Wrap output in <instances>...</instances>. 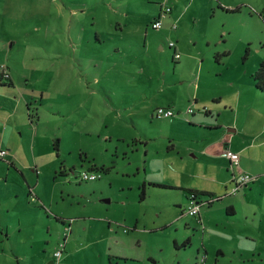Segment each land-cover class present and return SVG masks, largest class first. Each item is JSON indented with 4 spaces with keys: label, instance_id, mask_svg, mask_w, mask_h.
<instances>
[{
    "label": "rangeland",
    "instance_id": "obj_1",
    "mask_svg": "<svg viewBox=\"0 0 264 264\" xmlns=\"http://www.w3.org/2000/svg\"><path fill=\"white\" fill-rule=\"evenodd\" d=\"M242 1L0 0V68L15 84L0 86V101L24 118L34 148L18 133L16 158L44 191L31 200L0 159V264H264V88L253 74L264 0L221 6ZM163 102L173 114L154 113ZM232 127L257 144L240 171L208 154ZM91 165L98 175L82 178ZM245 171L254 178L225 188ZM185 184L221 194L200 203L201 220L179 206Z\"/></svg>",
    "mask_w": 264,
    "mask_h": 264
},
{
    "label": "crops",
    "instance_id": "obj_2",
    "mask_svg": "<svg viewBox=\"0 0 264 264\" xmlns=\"http://www.w3.org/2000/svg\"><path fill=\"white\" fill-rule=\"evenodd\" d=\"M246 1L247 2H245V1H242V2H245V3H248V1L251 2L250 0H246ZM242 2H240V3H242ZM159 9H160V7H158L156 9V11H155V13L153 14L152 17H154L155 15H157L159 13ZM168 12H166V13H168ZM172 25H173V23H172ZM173 26H177V23H176V25H173ZM175 46H176V48H178V43H175ZM180 56H181V53H180ZM180 56L177 59H179ZM215 57L219 58L217 56H215ZM200 76H201V72H200ZM10 79L12 81V84L0 83V86L1 87L8 86V87L14 88L15 84H14V79L12 77L11 72H10ZM3 80H6V79H3ZM216 97H218V95H216ZM206 98H207L206 96L201 98L204 103L207 102ZM219 99L220 98L213 97V100H219ZM7 101H8V104L5 105V106H3L2 102L0 101V106L1 107L3 106L5 108L2 111H0V147H6L8 149V151L3 156H0V159L8 160L10 165L14 166V168L16 169V170L14 169L16 174L18 176H20V174H19V172H20L23 175V177L26 179V183H24V181H22L23 182L22 188L24 189L26 194L29 195V198L31 200H39V199L42 198V196H44V191H41L40 187L38 185V177L40 176V173L37 174L36 181L31 183V180L28 177V174L23 170L24 169V164L26 165L27 162L25 160H21L22 164H20L17 161V158H16V155H18V152L20 151L19 150V147H20L19 143L21 142V139H20L18 133H23L24 134V138H25L24 142H26V148L28 150H29V148H34V145L30 144L29 137H26V135H25L26 131H25V128L23 126L24 118L22 117V119H19L18 115H20V114L17 113L16 110L11 107V105H13L12 100L10 99V100H7ZM163 103L170 104L171 102H163ZM157 104L159 105V103H157ZM203 106L205 107V105H203ZM204 109H206V107ZM15 119H16V122H15ZM32 120L33 119H31V121ZM218 123H220L222 126L224 125V122H223L222 119H220ZM18 125L20 126V131L19 132L17 131ZM231 129H235L234 130V134L233 133H229L228 135H226V133H225V134H223L222 136L219 137V139L221 140V144L219 145V150H218L217 154H214L213 150H211L210 153H208V154L210 156H212V155L225 156L229 160L230 165L231 166L232 165L236 166V169H238V171H240V170L244 169V168H242L243 166H241L242 164L244 166H249V165H247L246 162L244 163L240 156H239V163L238 164H233L231 159L222 152L223 151V146L224 147L229 146L230 148L239 151V154H241V153H245V151H247L248 146L257 145V144H255V142L253 141L252 138L249 139V140H246V139L242 138V136L241 137L240 136L237 137L235 135L236 134L235 132L237 131V129L233 128V127ZM261 142H264V139H262ZM257 143H260V142H257ZM252 152H255L254 149L252 150ZM34 155H36L35 150H34ZM253 155H255V153ZM253 160H254V158H253ZM34 165H35V168H36V170L38 172L39 171L42 172V170L39 169L40 167L38 168L37 162ZM94 166L97 167L96 165H91V166H88L87 168H93ZM227 168H229V166H227ZM9 170H10V168H9ZM6 175H8V173L5 174V177H6ZM235 176H236L235 174H230V177H227V175L223 177V180L225 181V188H227L229 181H232L231 184L233 183V179L232 178L235 177ZM5 179H6L7 186L8 187L11 186V183H8L7 177ZM13 180H14V183L17 182V178L16 177H14ZM157 182H160L161 184H158V185H162V186H171V187L180 186L179 184H173V183L168 182V181H165V182L157 181ZM184 187L186 189H187V187H193V188H196L197 190H200V191L202 190V192H205V193L206 192L207 193L210 192V193H213L215 195L220 194V193H218L216 191L215 188L209 187L207 184H203L202 186L197 185V184L196 185L185 184ZM31 191H33L35 193V196H36L35 198H31ZM202 192L200 194H198V196L200 198L206 197V194L202 193ZM188 193H189V191L187 190V194H186L187 198H188ZM233 203L234 202H231V204L226 205V210H227V207L228 208L230 207V211H233L231 213H234L235 209H236L235 204H233ZM179 206H181L182 208L184 207L182 204H180ZM200 217H201V213H200ZM53 254H54V252H53ZM54 256H55V254H54Z\"/></svg>",
    "mask_w": 264,
    "mask_h": 264
},
{
    "label": "built area",
    "instance_id": "obj_3",
    "mask_svg": "<svg viewBox=\"0 0 264 264\" xmlns=\"http://www.w3.org/2000/svg\"><path fill=\"white\" fill-rule=\"evenodd\" d=\"M170 4H168L167 2H164L161 6V10L159 11V13L155 16V18L152 21L153 26H159L162 24V16L170 9ZM173 25H176V22H173ZM168 44L171 46H174L173 48V55L174 57H179L180 56V51L175 47V41L170 39L168 41ZM4 74H8V69L7 68H0ZM188 110H192L191 107L188 108ZM154 113L157 116L160 115H171L173 114V109L169 106V105H157L154 109ZM8 149L6 147H0V156H3L5 153H7ZM225 155H227L233 164H238L239 163V151L234 150L228 146L225 147V149H223L222 151ZM99 172H96L95 170H93V168H82L79 172L80 176L82 178L85 179H91V178H95L98 175ZM254 178V175L251 172L245 171L244 173L240 174L239 176H235L233 177V183L230 187L231 191H236L239 186L243 183H246L247 181H249L250 179ZM35 193L33 191H31V198H35ZM204 198H199L197 193H193V192H189L188 193V204L185 207L184 206V211L187 213H192L195 214L199 211L200 208V203L204 202L203 201ZM63 242V241H62ZM61 242V244H63ZM62 249L60 248H56L54 250V254L60 255L61 254Z\"/></svg>",
    "mask_w": 264,
    "mask_h": 264
},
{
    "label": "trees",
    "instance_id": "obj_4",
    "mask_svg": "<svg viewBox=\"0 0 264 264\" xmlns=\"http://www.w3.org/2000/svg\"><path fill=\"white\" fill-rule=\"evenodd\" d=\"M242 3H245V2H242ZM242 3H237L234 6H224V5H221L220 3H219V5H221V6L225 7V8H228V9H240L242 7ZM245 4H247V3H245ZM161 6L162 5L159 6L160 7L159 11L161 10ZM170 10H171V7H170V9L168 11H170ZM258 13L261 16L264 17V7H262L260 10H258ZM155 16L150 19L151 20V23H152L153 19L155 18ZM169 46H171V45H169ZM173 48H174V46H173ZM173 57H174V55H173ZM174 58H178V57H174ZM253 74H254L255 80L257 81L256 82V86H258L260 88H264V59H261L259 61L258 67L254 71ZM3 79H6V80H3ZM0 83L12 84V81L10 79V72L9 71H8V74H4V72L0 69ZM167 105H169V104H167ZM190 111H192V110H190ZM58 143H59V138H58V136H56L55 137V140L53 142L54 148H58ZM101 167H103V166H101ZM154 183L161 184L160 182H157V181L154 182ZM187 190L189 192H193V193H197V194H200L202 192V190L200 191V190H197L196 188H193V187H187ZM144 191H145V186H144V183H142L141 184V192H140V196L141 197L144 196ZM202 193H205V192H202ZM205 194H206V197H204L203 201L206 202V203H211L212 200L217 199V198H220V196H221L220 194L215 195V194L210 193V192L209 193L206 192ZM226 211L229 212V213L233 212V211H230V207L229 208L227 207V210ZM197 215H198L199 220H201V217H200V209H199Z\"/></svg>",
    "mask_w": 264,
    "mask_h": 264
},
{
    "label": "water",
    "instance_id": "obj_5",
    "mask_svg": "<svg viewBox=\"0 0 264 264\" xmlns=\"http://www.w3.org/2000/svg\"><path fill=\"white\" fill-rule=\"evenodd\" d=\"M53 262V259H50L49 261H48V263H52Z\"/></svg>",
    "mask_w": 264,
    "mask_h": 264
},
{
    "label": "flooded vegetation",
    "instance_id": "obj_6",
    "mask_svg": "<svg viewBox=\"0 0 264 264\" xmlns=\"http://www.w3.org/2000/svg\"><path fill=\"white\" fill-rule=\"evenodd\" d=\"M198 195V194H197ZM199 197V196H198ZM200 198V197H199Z\"/></svg>",
    "mask_w": 264,
    "mask_h": 264
}]
</instances>
